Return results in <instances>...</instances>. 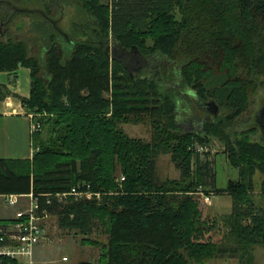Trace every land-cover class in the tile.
I'll return each instance as SVG.
<instances>
[{
	"label": "trees",
	"instance_id": "1",
	"mask_svg": "<svg viewBox=\"0 0 264 264\" xmlns=\"http://www.w3.org/2000/svg\"><path fill=\"white\" fill-rule=\"evenodd\" d=\"M66 3L78 5L86 18L79 31L64 30L55 17ZM18 4L0 0V25L30 12L39 17L36 35L0 38V72L29 68L31 96L23 102L47 116L34 133L32 160L0 159V194H33L41 215H54L60 227L85 234L100 219L109 234L100 264H189L185 252L198 262L230 253L253 264L255 247H264V200L254 195L255 172L264 173V142L252 139L256 126L241 135L227 127L264 85V0H49L45 9ZM130 52L144 60L146 77L128 71L121 57ZM207 100L226 108V117L184 132L176 104L183 102L186 111ZM142 114L167 121L156 128L152 143L118 127ZM45 124L52 132L48 141L41 138ZM216 136L239 169L240 177L225 189L216 187L212 162L191 149L195 140L205 144ZM160 152H171L182 176L195 177L186 185L161 181ZM201 187L233 198L224 223L203 219L196 195L213 193ZM73 188L93 197L60 200L58 194ZM260 194L264 198V180ZM16 221H0V242L2 228Z\"/></svg>",
	"mask_w": 264,
	"mask_h": 264
},
{
	"label": "rangeland",
	"instance_id": "2",
	"mask_svg": "<svg viewBox=\"0 0 264 264\" xmlns=\"http://www.w3.org/2000/svg\"><path fill=\"white\" fill-rule=\"evenodd\" d=\"M12 1V0H9ZM14 1V0H13ZM37 0H20L18 7L27 9H45L46 1L49 0H39L41 3H37ZM34 2V3H33ZM107 3L108 0H103ZM2 9L6 10L7 7L2 5ZM56 18H59V24L64 30H69L74 27L77 31L80 30L81 23L86 21V18L81 15L78 9V5L75 4H65L63 12H57ZM39 17L37 14H32L28 12L20 13L14 21L10 23H5L0 25V38L3 36V40H7L10 37L17 38L18 36H26L30 39L33 34L34 23L38 21ZM17 40V39H16ZM152 39H149L148 44L153 45ZM110 53L113 55L112 46L110 48ZM122 61H126L128 71L133 74L142 75L146 77L149 72L146 69L144 60L136 53H131L128 57L122 56ZM264 81V76L260 81ZM260 84V83H259ZM105 97H111L110 94H105ZM66 99V98H65ZM196 107L190 110V115L186 119L179 122V126L184 132H194L201 131L205 121H215L218 117L225 118L228 114L226 108L219 107V112L217 115L213 114L212 111H207V109L201 105L197 104ZM191 108V107H190ZM264 108V85L260 84L258 90L252 95L251 104L248 110L245 111L239 118L232 124L231 127H227L228 132L231 134L241 135L242 132L248 131L252 126L257 127V132L252 134L251 137L254 140H263L264 135L261 133V125L259 115ZM40 114L37 108L32 110ZM188 110L182 111V114L187 115ZM47 116V115H46ZM159 118L151 114L142 115H131L128 120H122L118 122V127L122 129L125 134L134 139H140L146 143H152L153 135L156 132V128L164 125L166 126L167 121L165 118L159 124L157 122ZM256 123V124H255ZM49 125L45 124L43 131L41 132V138L48 141L50 135ZM191 149L195 153L201 155L203 162L211 161L212 168L216 173L217 182L216 187L219 189H225L228 186L230 179H238L239 169L234 167L230 160L228 159V147L221 139L216 136L208 143H201L199 140H195L194 145ZM157 171L158 176L161 181H174L182 182L188 184L192 177L196 174L192 173L188 176H182L181 169L172 160L171 152H160L157 159ZM125 179V175L122 172L120 166H118L116 171V180L119 184ZM255 180V191L254 195L258 200H264L260 194V185L264 180V173L257 170L254 175ZM215 188V187H214ZM213 187H201L202 193L207 190H214ZM213 194L206 196L205 194H198L196 197L200 199L201 210L203 219L207 217H216L221 223H224L226 217L230 215L233 210V198L228 194L216 195ZM70 197V198H69ZM98 197L101 198L99 195ZM82 198V197H81ZM202 198L206 200V208L201 201ZM70 199L79 200L77 196H68L63 200L68 202ZM31 203L30 198L22 199V204L27 207ZM16 209V206H10L5 201L4 198H0V211H4V214H11V212ZM1 211V212H2ZM45 228V237L42 242L37 246L36 250V263L38 264H100L101 258L104 252L108 248L109 244V234L107 231V225L103 224L100 219H95L92 232L85 234L81 233L79 230H69L60 227L58 217L54 215H49L43 220ZM254 261L253 264H264V247L256 246L254 249ZM185 258L189 264H248L243 262V260L238 256H233L230 253L218 256L213 259H208L202 262L192 260L188 257L185 252Z\"/></svg>",
	"mask_w": 264,
	"mask_h": 264
},
{
	"label": "crops",
	"instance_id": "3",
	"mask_svg": "<svg viewBox=\"0 0 264 264\" xmlns=\"http://www.w3.org/2000/svg\"><path fill=\"white\" fill-rule=\"evenodd\" d=\"M30 69L19 67L14 72H0V159L8 161L32 160L37 150L35 134L32 129V112L23 102L31 96ZM0 194L10 206H16L11 214L0 211V221L11 222L17 220L27 209L20 201L11 205L7 196ZM29 196L30 194H23ZM37 250V248H36ZM37 262V261H36ZM38 264V263H36Z\"/></svg>",
	"mask_w": 264,
	"mask_h": 264
},
{
	"label": "built area",
	"instance_id": "4",
	"mask_svg": "<svg viewBox=\"0 0 264 264\" xmlns=\"http://www.w3.org/2000/svg\"><path fill=\"white\" fill-rule=\"evenodd\" d=\"M33 133L41 131L43 128L42 118L47 114H40L32 111ZM74 195L79 198H92L91 192H80L73 188L69 193L58 194L60 200ZM28 197L31 199L30 205L21 212L15 223L2 228L3 238L0 242V264H36V248L45 237L43 220L49 215L39 213V197L33 194L29 196L23 194L8 195L7 199L11 205L17 204L20 199Z\"/></svg>",
	"mask_w": 264,
	"mask_h": 264
},
{
	"label": "clouds",
	"instance_id": "5",
	"mask_svg": "<svg viewBox=\"0 0 264 264\" xmlns=\"http://www.w3.org/2000/svg\"><path fill=\"white\" fill-rule=\"evenodd\" d=\"M175 77L176 79H181L182 78V74L180 73L179 70H176L175 71ZM186 95H191V96H195V93H190V92H185ZM184 106L185 104L183 102L179 103V104H176V112H177V121L180 122L182 121L183 119H186L187 116H189L191 113H190V108L188 107V113L187 115H184L182 114V111L184 109Z\"/></svg>",
	"mask_w": 264,
	"mask_h": 264
},
{
	"label": "flooded vegetation",
	"instance_id": "6",
	"mask_svg": "<svg viewBox=\"0 0 264 264\" xmlns=\"http://www.w3.org/2000/svg\"><path fill=\"white\" fill-rule=\"evenodd\" d=\"M132 52L127 53L128 55H131ZM124 63L127 65L126 61H124ZM128 66V65H127ZM208 102L207 101H201L199 104L203 105L207 111H211L210 107L206 104ZM259 119H260V125H261V133L264 135V108H262L260 115H259Z\"/></svg>",
	"mask_w": 264,
	"mask_h": 264
},
{
	"label": "water",
	"instance_id": "7",
	"mask_svg": "<svg viewBox=\"0 0 264 264\" xmlns=\"http://www.w3.org/2000/svg\"><path fill=\"white\" fill-rule=\"evenodd\" d=\"M134 50L138 51L137 48H134L133 47L132 48V51H134ZM108 55H110V54L108 53ZM206 104L210 107V109H211V111H212L213 114H215V115L218 114V112H219V105L214 100H210Z\"/></svg>",
	"mask_w": 264,
	"mask_h": 264
}]
</instances>
